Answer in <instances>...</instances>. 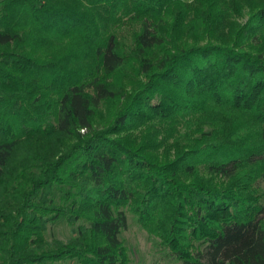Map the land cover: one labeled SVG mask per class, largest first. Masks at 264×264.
<instances>
[{"label":"trees","instance_id":"16d2710c","mask_svg":"<svg viewBox=\"0 0 264 264\" xmlns=\"http://www.w3.org/2000/svg\"><path fill=\"white\" fill-rule=\"evenodd\" d=\"M127 212L264 264V0H0V264H130Z\"/></svg>","mask_w":264,"mask_h":264},{"label":"rangeland","instance_id":"374dc122","mask_svg":"<svg viewBox=\"0 0 264 264\" xmlns=\"http://www.w3.org/2000/svg\"><path fill=\"white\" fill-rule=\"evenodd\" d=\"M128 227L120 235L128 249L130 264H182L172 257L166 249L159 247L158 240L147 234L138 224L132 214L127 212ZM76 235V228L68 226L66 223L53 225L48 238H58L66 240ZM59 264H78L77 262H65Z\"/></svg>","mask_w":264,"mask_h":264}]
</instances>
